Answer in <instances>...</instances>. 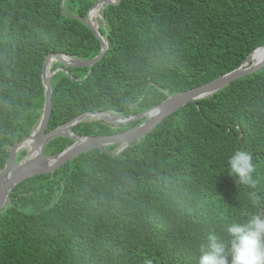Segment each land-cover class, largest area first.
<instances>
[{"label": "trees", "instance_id": "obj_1", "mask_svg": "<svg viewBox=\"0 0 264 264\" xmlns=\"http://www.w3.org/2000/svg\"><path fill=\"white\" fill-rule=\"evenodd\" d=\"M96 1L68 0L65 15L63 0H0V173L41 118L46 58L101 53L70 18H86ZM102 12L109 51L90 74L72 68L52 78L47 133L88 113L138 116L235 71L264 46V0H122ZM148 119L116 127L94 118L72 131L112 136ZM74 143L56 138L45 156ZM121 147L16 186L0 214V264H199L209 234L226 238L223 228L245 212L264 216V68L175 112L117 155ZM236 150L252 157L255 189L228 174Z\"/></svg>", "mask_w": 264, "mask_h": 264}, {"label": "water", "instance_id": "obj_2", "mask_svg": "<svg viewBox=\"0 0 264 264\" xmlns=\"http://www.w3.org/2000/svg\"><path fill=\"white\" fill-rule=\"evenodd\" d=\"M68 0H63L62 8L63 13L65 12V4ZM122 0L118 2H112L111 0H100L96 2L92 8L89 10V13L86 18L79 17H70L71 19H77L79 22L83 23L94 35V37L101 44V53L91 59V60H78L71 58L62 54H53L46 58L43 68L42 80L45 88V104L42 110V115L37 123L36 127L32 131V133L25 139H23L15 148L12 150L10 157L7 161V165L4 170L0 173V214L3 209L7 207L9 203V198L11 192L14 190L16 186L22 183L24 180L44 174L53 173L59 168L63 167L68 162L73 159L79 157L82 154H86L92 152L94 150H103L106 147H110L113 145L121 144L117 155L123 153L130 145L140 142L144 139L148 134H150L164 119L171 116L175 112L181 110L189 104L197 103L200 100L206 99L225 87L229 86L233 82L254 74L255 72L260 71L264 68V55L259 63L256 65H250L253 55L258 51H264V46L254 51L251 56L244 61V63L235 71L224 75L202 87L169 97L162 104L153 108L147 112H144L138 116L123 118L119 117L117 113L109 114V113H88L79 118L71 121L68 124H65L51 132H46L47 127L50 121V116L52 112V78L58 72L68 73V69L72 68H89V74L93 67H95L101 60L106 56L109 51V34L104 36L101 33V27L95 28L90 21V14L92 10H94L98 6H102V11L106 6H118ZM101 11L102 28L106 29L107 25L104 22V13ZM64 58L70 60V62L66 63ZM55 60V63L61 64L62 67L56 69L55 71H51L48 75L46 70L50 60ZM53 70V68H52ZM156 111V115L152 116V113ZM149 117V119L142 125L128 130L123 133L115 134L112 136H104V137H90V136H77L72 129L83 122L99 118L100 120L116 126L122 127L131 124L132 122H136L137 120H141L143 118ZM64 137L69 138L75 141V143L64 151L53 155V156H45V147L52 140ZM29 141H34L36 147L40 150L37 159H31L30 154L25 156L22 162L16 163V159L18 154L25 149V143ZM11 176V179L6 182L7 178Z\"/></svg>", "mask_w": 264, "mask_h": 264}, {"label": "clouds", "instance_id": "obj_3", "mask_svg": "<svg viewBox=\"0 0 264 264\" xmlns=\"http://www.w3.org/2000/svg\"><path fill=\"white\" fill-rule=\"evenodd\" d=\"M228 174L241 185L255 189L253 162L249 153L236 150L228 158ZM254 206L259 207L261 199L250 193ZM247 217L241 223H231L223 228L225 237L209 234L200 245L199 264H264V216L258 213H244ZM230 257V260H229Z\"/></svg>", "mask_w": 264, "mask_h": 264}, {"label": "bare ground", "instance_id": "obj_4", "mask_svg": "<svg viewBox=\"0 0 264 264\" xmlns=\"http://www.w3.org/2000/svg\"><path fill=\"white\" fill-rule=\"evenodd\" d=\"M111 1H112V2H117L118 0H111ZM101 11H102V6H98V7H96V8L92 11V13L90 14V21H91V23L93 24V26H94L95 28L100 27V22H99V20H100V18H101V14H102ZM262 52H263V51H259V52L256 54V56L259 55V54H261ZM256 56H253L251 62L255 59ZM63 60H65L66 63L70 62V60L67 59V58H64ZM54 64H55V60L52 59V60L49 61V64H48V66H47V70H46V72H47L48 75L51 73ZM155 115H156V111L153 112L152 115H151L150 117L155 116ZM26 148H27V149H30L29 154H30V158H31V159H37V158H38V155H39V153H40V150L36 147L34 141L26 142V143H25V149H26ZM10 179H11V176L7 178L6 182H8Z\"/></svg>", "mask_w": 264, "mask_h": 264}, {"label": "rangeland", "instance_id": "obj_5", "mask_svg": "<svg viewBox=\"0 0 264 264\" xmlns=\"http://www.w3.org/2000/svg\"><path fill=\"white\" fill-rule=\"evenodd\" d=\"M98 1H100V0H97L96 2H98ZM99 22H100V27H102L103 26L102 21L99 20ZM26 150H28L30 152V149L26 148ZM16 163H19V162L16 160Z\"/></svg>", "mask_w": 264, "mask_h": 264}]
</instances>
